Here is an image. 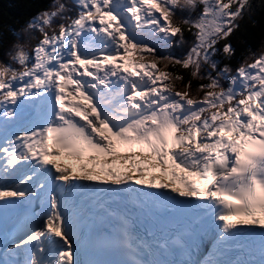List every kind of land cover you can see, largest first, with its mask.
Listing matches in <instances>:
<instances>
[{"label":"snow or ice","instance_id":"1","mask_svg":"<svg viewBox=\"0 0 264 264\" xmlns=\"http://www.w3.org/2000/svg\"><path fill=\"white\" fill-rule=\"evenodd\" d=\"M71 2L0 32V264H264V51L228 63L250 0Z\"/></svg>","mask_w":264,"mask_h":264},{"label":"trees","instance_id":"2","mask_svg":"<svg viewBox=\"0 0 264 264\" xmlns=\"http://www.w3.org/2000/svg\"><path fill=\"white\" fill-rule=\"evenodd\" d=\"M68 6L73 7V12H75L74 6L71 0H62ZM51 3V0H0V32L6 33L8 28L13 30H18L21 28L29 18L33 17L37 11L41 8L47 7ZM251 8L245 13L242 20L237 21L240 27L234 32L229 38L228 42L234 49V56L231 61H228L229 66L232 68L233 72L239 65L244 63H251L252 56L250 53L259 54L264 51V8L261 7L264 4V0H250ZM31 4V7L28 5ZM197 13H192L194 18ZM187 15V13L177 12V16ZM39 34L37 33V36ZM186 40L190 41L189 33H185ZM13 39L8 37V40ZM35 41L31 42L33 45ZM222 43V42H221ZM184 48L177 46V52L171 53L175 50V45L167 50L172 56L177 58H182L188 51V43L183 44ZM8 44L0 43V62H6L5 53L7 51ZM219 47V45H218ZM182 50V51H181ZM29 53L31 54V47H29ZM220 59V57H216ZM167 71H172L185 76L187 79V73H185L178 66L177 68H169ZM207 81H193L192 87L195 88L199 83H206ZM227 82H225L226 84ZM177 88L182 90V85L178 84Z\"/></svg>","mask_w":264,"mask_h":264},{"label":"rangeland","instance_id":"3","mask_svg":"<svg viewBox=\"0 0 264 264\" xmlns=\"http://www.w3.org/2000/svg\"><path fill=\"white\" fill-rule=\"evenodd\" d=\"M73 14H74V12H73ZM34 44H35V43H33V45H34ZM180 47H181V48H182V50H183V48H184V45H183V44H181V45H180ZM177 50H178V49H177V46H176V47H175V50H174V51H171V53H174V54H175V53L177 52ZM182 50H181V51H182ZM244 62H245V61H244ZM244 62H242V63H244ZM68 164H69L68 166H70V165H71V163H68ZM149 178H150V177H149L148 175H145V177H144V181H146V182H147V181L149 180ZM157 180L159 181V178H158Z\"/></svg>","mask_w":264,"mask_h":264},{"label":"bare ground","instance_id":"4","mask_svg":"<svg viewBox=\"0 0 264 264\" xmlns=\"http://www.w3.org/2000/svg\"><path fill=\"white\" fill-rule=\"evenodd\" d=\"M58 162L68 165V160H66V159H61ZM70 166H75V165H70ZM74 170H75V167H74Z\"/></svg>","mask_w":264,"mask_h":264}]
</instances>
